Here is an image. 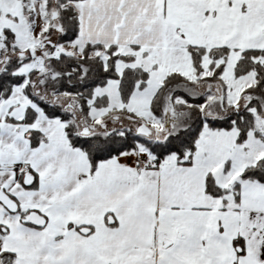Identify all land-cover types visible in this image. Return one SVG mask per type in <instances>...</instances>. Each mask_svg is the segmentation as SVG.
I'll return each mask as SVG.
<instances>
[{
  "label": "snow or ice",
  "instance_id": "1",
  "mask_svg": "<svg viewBox=\"0 0 264 264\" xmlns=\"http://www.w3.org/2000/svg\"><path fill=\"white\" fill-rule=\"evenodd\" d=\"M0 264H264V0H0Z\"/></svg>",
  "mask_w": 264,
  "mask_h": 264
}]
</instances>
